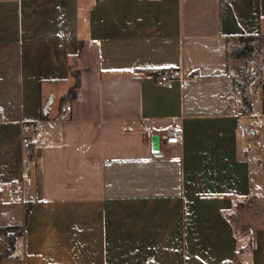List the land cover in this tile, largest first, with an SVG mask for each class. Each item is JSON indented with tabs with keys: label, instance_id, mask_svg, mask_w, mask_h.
<instances>
[{
	"label": "crops",
	"instance_id": "1",
	"mask_svg": "<svg viewBox=\"0 0 264 264\" xmlns=\"http://www.w3.org/2000/svg\"><path fill=\"white\" fill-rule=\"evenodd\" d=\"M242 35L261 55L248 133ZM21 122L40 123L28 150ZM19 226L0 264H264V0H0V228Z\"/></svg>",
	"mask_w": 264,
	"mask_h": 264
},
{
	"label": "built area",
	"instance_id": "2",
	"mask_svg": "<svg viewBox=\"0 0 264 264\" xmlns=\"http://www.w3.org/2000/svg\"><path fill=\"white\" fill-rule=\"evenodd\" d=\"M178 78L177 73L174 70H161L156 71L153 75L154 83L159 87H165L171 82ZM199 78L197 76H191L190 80L197 81ZM70 112L69 106H64L61 108V114L63 116L68 115ZM242 119L251 120L250 123L244 125L241 121L237 123V131L240 133H248L249 131L253 132L259 129L262 124V119L260 117L249 118L247 116L241 117ZM39 122H21V146L24 150H28L31 144V137L37 132L39 127ZM159 142L163 145L173 146L177 145L181 141V131L178 127L177 121H171L166 132L158 137ZM34 164V162H31ZM28 181V176L23 174L18 182H15L11 185V197L10 201H13L14 198L22 194L23 183ZM232 264V263H225Z\"/></svg>",
	"mask_w": 264,
	"mask_h": 264
},
{
	"label": "trees",
	"instance_id": "3",
	"mask_svg": "<svg viewBox=\"0 0 264 264\" xmlns=\"http://www.w3.org/2000/svg\"><path fill=\"white\" fill-rule=\"evenodd\" d=\"M239 42V44L246 46V48L251 50V44L257 43V37L253 35H242L235 38ZM69 73L73 79L72 85L69 87L65 97L62 98L60 102V109L63 108L67 102L73 100L76 96V92L79 86V75H78V69H69ZM249 70L248 68L245 70L243 80H238L235 76L234 78V84L235 89L240 95V99L238 102V105L240 107L241 115L246 116L251 112V98L252 95L255 93L256 90L252 89L250 86L251 81L249 78ZM259 80L256 86H259L261 81V73H258ZM32 203L29 201L25 202V218L27 217L30 209H31ZM23 227H1L0 228V238L3 237L6 243V248L3 253H0V262L3 258L9 257L12 254L13 248H14V241L15 239L22 234Z\"/></svg>",
	"mask_w": 264,
	"mask_h": 264
},
{
	"label": "rangeland",
	"instance_id": "4",
	"mask_svg": "<svg viewBox=\"0 0 264 264\" xmlns=\"http://www.w3.org/2000/svg\"><path fill=\"white\" fill-rule=\"evenodd\" d=\"M251 50L246 46L239 44L237 40H234L231 47V69L235 73L238 80H243L245 70H249L250 86L256 90V86L259 80L258 73H261V55L256 43L250 45ZM19 201V200H18ZM238 213L233 215V223L237 228H242Z\"/></svg>",
	"mask_w": 264,
	"mask_h": 264
}]
</instances>
